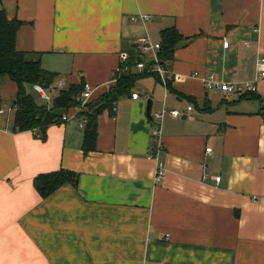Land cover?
Masks as SVG:
<instances>
[{
    "label": "crops",
    "instance_id": "0c3cea01",
    "mask_svg": "<svg viewBox=\"0 0 264 264\" xmlns=\"http://www.w3.org/2000/svg\"><path fill=\"white\" fill-rule=\"evenodd\" d=\"M0 10L23 22L18 50L42 53L65 86L100 87L90 102L116 84L140 38L160 43L170 28L185 38L166 67L173 90L153 75L138 80L112 115L100 114L88 155L75 108L46 140L14 132L15 113H0V264H264V79L262 101L205 84L211 75L255 80L264 0H0ZM143 57L149 68L151 54ZM0 90V109L12 107L16 84L3 77ZM163 105L184 115L159 123L153 159V114ZM61 168L80 174L78 187L42 198L33 180Z\"/></svg>",
    "mask_w": 264,
    "mask_h": 264
},
{
    "label": "trees",
    "instance_id": "16d2710c",
    "mask_svg": "<svg viewBox=\"0 0 264 264\" xmlns=\"http://www.w3.org/2000/svg\"><path fill=\"white\" fill-rule=\"evenodd\" d=\"M22 25L23 22L16 18L9 19L6 11L0 10V79L8 77L17 87L16 97L11 103V106L17 109L14 132L32 131L42 140H46L47 129L52 125L62 124L63 118L68 115L69 111L80 105V94L85 83L65 86L53 99L51 106L47 103L39 104L31 92L34 91V86L41 85L49 89L58 80V74L43 68L42 53L18 50L17 33ZM184 41L185 38L176 28L165 29L161 32L159 54L162 65L167 67V64L174 60L176 50ZM135 51L136 49H132L129 60L121 61L119 70L114 75L116 84L96 100H92L81 114V118L86 119L83 128L82 150L84 155L96 151L100 114L107 110L112 115L117 102L130 95L135 83L141 78L153 75L162 83L160 76L150 71L148 67L140 73L129 72L132 67L145 62L144 55L137 54ZM167 87L173 90L171 81L167 82ZM249 96L251 99L262 101L261 97L255 93ZM79 180V173L61 168L36 176L33 185L38 194L46 199L65 185L77 188Z\"/></svg>",
    "mask_w": 264,
    "mask_h": 264
},
{
    "label": "built area",
    "instance_id": "2783aa9c",
    "mask_svg": "<svg viewBox=\"0 0 264 264\" xmlns=\"http://www.w3.org/2000/svg\"><path fill=\"white\" fill-rule=\"evenodd\" d=\"M133 22H138L140 20L146 21L149 19V16L143 15V16H134L131 18ZM138 48L140 54H151L150 64H149V70L152 72H155L158 74L162 80V83L164 86L167 85V82L169 79L174 78L176 79V76L170 72L164 65L160 62V50H161V44L160 43H153L150 41V39L146 37H142L139 39ZM224 46L227 47L228 43L225 42ZM129 60V55H124L122 57V61ZM139 70H145L147 68L146 62H141L136 66ZM257 69L258 73L253 82H247L244 84H229V83H218L214 76H210L205 80L206 87L209 89L217 88L221 90V92L226 94H240L242 95L244 92H250V93H257V83L264 79V57L259 58L257 62ZM119 70V68H118ZM65 88V83L63 80L58 79L55 84L49 88L46 89L41 85H35L34 90L44 99L45 103L47 105L51 106L53 99L59 94L60 90ZM100 87L94 88L89 83L84 84V89L82 93L80 94V105H78L75 110V117L78 118L79 124L82 128H84L86 124V119L81 118V114L86 110L87 105L90 103V100L92 98L93 93L96 90H99ZM144 97L147 99V96L143 95L140 96V94H133V99H138ZM193 109L192 106H188L187 110L191 111ZM17 109L15 107H10L7 109H0V113H6V112H14L16 113ZM170 115L173 118L182 117L184 114L179 110H168L165 105H163L162 109L159 112H156L153 114V120L156 122L154 123L155 126L153 128V139H152V149L149 152V157L153 159L158 158V154L162 149V141H161V126L159 125L162 120L165 119L166 115ZM70 119H72L71 116L66 115L63 118V122H68ZM207 152H211V149L208 148ZM158 174H157V180H161L164 176V169L162 163H158ZM217 182L221 181V177L216 178Z\"/></svg>",
    "mask_w": 264,
    "mask_h": 264
},
{
    "label": "rangeland",
    "instance_id": "374dc122",
    "mask_svg": "<svg viewBox=\"0 0 264 264\" xmlns=\"http://www.w3.org/2000/svg\"><path fill=\"white\" fill-rule=\"evenodd\" d=\"M31 92L34 94V96H35V98H36V100H37V102L39 104L45 103L44 99L35 90L34 91H31ZM0 93H2L1 90H0ZM143 99H145V98H143Z\"/></svg>",
    "mask_w": 264,
    "mask_h": 264
},
{
    "label": "water",
    "instance_id": "95a60500",
    "mask_svg": "<svg viewBox=\"0 0 264 264\" xmlns=\"http://www.w3.org/2000/svg\"><path fill=\"white\" fill-rule=\"evenodd\" d=\"M151 109H152V100L148 99V101H147V115H148L150 120H152Z\"/></svg>",
    "mask_w": 264,
    "mask_h": 264
}]
</instances>
